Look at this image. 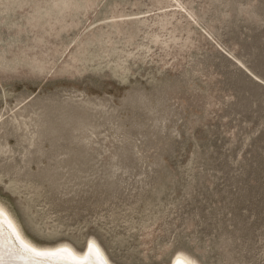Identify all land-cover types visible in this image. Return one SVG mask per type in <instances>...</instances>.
Returning a JSON list of instances; mask_svg holds the SVG:
<instances>
[{
  "label": "rangeland",
  "instance_id": "1",
  "mask_svg": "<svg viewBox=\"0 0 264 264\" xmlns=\"http://www.w3.org/2000/svg\"><path fill=\"white\" fill-rule=\"evenodd\" d=\"M0 203L114 264H264V0H0Z\"/></svg>",
  "mask_w": 264,
  "mask_h": 264
},
{
  "label": "bare ground",
  "instance_id": "2",
  "mask_svg": "<svg viewBox=\"0 0 264 264\" xmlns=\"http://www.w3.org/2000/svg\"><path fill=\"white\" fill-rule=\"evenodd\" d=\"M85 247V251L78 252L67 243L51 247L35 244L0 203V264H114L96 239L91 238ZM178 262L200 264L186 253H181L172 264Z\"/></svg>",
  "mask_w": 264,
  "mask_h": 264
},
{
  "label": "snow or ice",
  "instance_id": "3",
  "mask_svg": "<svg viewBox=\"0 0 264 264\" xmlns=\"http://www.w3.org/2000/svg\"><path fill=\"white\" fill-rule=\"evenodd\" d=\"M178 264H179V262H178Z\"/></svg>",
  "mask_w": 264,
  "mask_h": 264
}]
</instances>
